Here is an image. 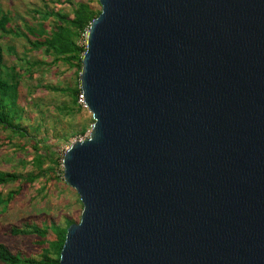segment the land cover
I'll list each match as a JSON object with an SVG mask.
<instances>
[{"label": "water", "instance_id": "1", "mask_svg": "<svg viewBox=\"0 0 264 264\" xmlns=\"http://www.w3.org/2000/svg\"><path fill=\"white\" fill-rule=\"evenodd\" d=\"M97 2L58 264H264V0Z\"/></svg>", "mask_w": 264, "mask_h": 264}, {"label": "trees", "instance_id": "2", "mask_svg": "<svg viewBox=\"0 0 264 264\" xmlns=\"http://www.w3.org/2000/svg\"><path fill=\"white\" fill-rule=\"evenodd\" d=\"M40 1L43 3L42 6L29 9V15L27 13L17 17L16 13L11 12L0 15V37L21 39L23 45L21 54L14 46L7 45L6 50L0 46V128L25 138L29 137V130L35 127L36 133L30 138L33 139L31 142H34L33 151L37 154L30 163L34 172L16 174L2 171L0 186L15 184L18 181L33 184L39 178L53 174L54 167L59 164L52 149L54 145L68 140L65 135L67 133H62L64 128L56 130L54 125L62 123L63 117H74L83 110L79 104L81 57L85 51V34L91 21L100 14V9L93 7L94 0H55V6L67 4L70 7L69 12H59L50 8L44 0ZM31 52H40V55L49 58L50 61L32 59L28 54ZM5 53L13 59L9 65L4 60ZM54 67L75 69L77 82L68 90L71 97L70 104L53 106L57 114L51 116V112L46 111L48 103L45 105L36 102L35 99H30V95L38 89L49 93L60 90L42 80H38L34 86L25 82L33 78L34 72H43ZM23 88H26V98L21 105ZM32 114L35 116L34 120ZM46 119L50 121L52 129L50 143L44 142L37 135ZM87 130V126H82L79 131H71L70 137L84 135ZM45 164L48 166L43 169ZM19 192L18 186L16 190L8 192L6 198L0 196L1 209L5 210L7 204L19 195ZM62 220V223L51 221L45 228L25 225L23 229H13L12 233L15 235L36 236L38 244L43 247L42 253L38 258L22 257L20 253L13 252L0 242V264H58L66 230L75 223L66 216Z\"/></svg>", "mask_w": 264, "mask_h": 264}, {"label": "rangeland", "instance_id": "3", "mask_svg": "<svg viewBox=\"0 0 264 264\" xmlns=\"http://www.w3.org/2000/svg\"><path fill=\"white\" fill-rule=\"evenodd\" d=\"M44 1L53 10L55 9L59 12L70 11V7L67 4L55 6V0ZM96 1L94 0L92 5L100 9ZM42 4L40 0H0V15L5 12L16 13L17 17L27 15L29 9L31 10L35 7L40 8ZM7 45L14 46L20 54L23 52L21 39L0 37V46L3 50H6ZM28 54L31 55L32 59L50 61L49 58L47 59L40 55V52H31ZM4 60L9 65L13 59L5 53ZM32 77L25 83L34 86L38 80H42L44 83L53 85L60 90L59 92L49 93L45 90L38 89L30 95V99H35L36 102L45 105L48 103L46 111H50L51 116H56L57 114L54 112L53 106H61L62 103L70 104L71 97L68 90L73 88L77 82L75 69L54 67L43 72L36 71L32 74ZM21 92L22 105L24 98H26V88H23ZM79 104L83 108L81 113L74 117H63L62 123L54 125L56 130L64 128L62 133H67L65 135L68 137L67 142L54 145L52 149L55 158H58L57 163L59 164L54 167V173L39 178L33 184L18 181L15 184L0 186V196L3 198H6L8 192L16 190L18 186L20 188L19 195L15 196L7 204L5 210H2L0 207V242L4 243L13 252L20 253L22 257L38 258L42 253L43 247L38 244V238L36 236L15 235L12 233L13 229H23L25 225H36L40 228H45L51 221L62 223V218L65 216L70 217L75 223L79 222L82 206L75 191L63 182V169L61 166V159L66 148L75 140L85 139L92 125L90 113L84 108L81 100H79ZM31 117L34 120V114ZM31 122L34 123V121ZM42 125L37 135L44 142L48 141L50 143L52 133L50 121L46 119ZM82 126H87L88 128L84 135L70 137L71 131H79ZM35 133L34 127L29 130V137L21 138L16 134L10 133L8 130L0 128V172L16 174L34 172L30 163L37 154L33 151L32 145L34 142H31L33 139L30 137ZM47 166L48 164H45L43 169Z\"/></svg>", "mask_w": 264, "mask_h": 264}, {"label": "built area", "instance_id": "4", "mask_svg": "<svg viewBox=\"0 0 264 264\" xmlns=\"http://www.w3.org/2000/svg\"><path fill=\"white\" fill-rule=\"evenodd\" d=\"M81 97V96H80ZM80 100H81V98H80ZM82 101V100H81Z\"/></svg>", "mask_w": 264, "mask_h": 264}]
</instances>
